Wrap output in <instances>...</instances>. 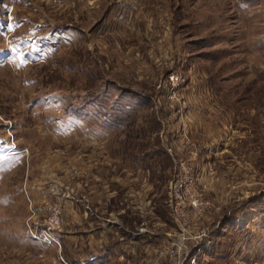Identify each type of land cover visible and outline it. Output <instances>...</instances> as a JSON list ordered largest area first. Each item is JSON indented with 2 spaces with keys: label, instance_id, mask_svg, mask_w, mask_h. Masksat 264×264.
I'll list each match as a JSON object with an SVG mask.
<instances>
[{
  "label": "rangeland",
  "instance_id": "rangeland-1",
  "mask_svg": "<svg viewBox=\"0 0 264 264\" xmlns=\"http://www.w3.org/2000/svg\"><path fill=\"white\" fill-rule=\"evenodd\" d=\"M191 151L220 205L209 264H264V0H0V264H62L27 227L54 202L67 263L91 258L69 235L115 224L93 261L149 264Z\"/></svg>",
  "mask_w": 264,
  "mask_h": 264
},
{
  "label": "built area",
  "instance_id": "built-area-1",
  "mask_svg": "<svg viewBox=\"0 0 264 264\" xmlns=\"http://www.w3.org/2000/svg\"><path fill=\"white\" fill-rule=\"evenodd\" d=\"M166 82L173 90L180 87L185 79L179 72L170 73ZM172 98L178 94L173 91ZM185 146L181 150H184ZM189 147H187L188 149ZM172 151V149H169ZM197 153L191 151V156L184 159L176 169L169 185L168 206L172 215L174 227L165 233L164 240L153 250L147 251L143 260L149 264H209L210 254L207 248L212 245V226L215 215L220 210L210 194L204 180V171L198 169ZM48 215L42 221L27 222L30 237L45 246H56L62 264H69L61 255V232L63 226V208L60 203H51L47 207ZM115 221H113L114 223ZM219 222H217V225ZM214 225V226H215ZM136 235L146 234L148 239L156 233L147 232L141 228Z\"/></svg>",
  "mask_w": 264,
  "mask_h": 264
},
{
  "label": "crops",
  "instance_id": "crops-1",
  "mask_svg": "<svg viewBox=\"0 0 264 264\" xmlns=\"http://www.w3.org/2000/svg\"><path fill=\"white\" fill-rule=\"evenodd\" d=\"M82 164H83V166L81 165L80 167H81V169L83 170V169H85V165H86V163L84 164L83 162H81ZM87 166L88 167H90V164L88 165L87 164ZM93 166V165H92ZM92 172V171H91ZM95 173V172H94ZM97 176L99 175V172L98 171H96V173H95ZM94 174H93V172H92V176H91V178H92V180H94ZM93 190V189H92ZM99 196H101V194H99V195H96V196H93L92 195V199H96V200H98V202H101V200H100V198H99ZM112 196V195H111ZM82 198H83V196H82ZM76 201H78V200H76ZM79 202H81V201H79ZM69 203L70 204H72V202L71 201H69ZM105 204V203H104ZM82 205V204H81ZM106 205V204H105ZM105 209H107L108 207H107V205H106V207H104ZM67 211H68V213L66 212V216L67 217H69V218H71V212H70V209H67ZM84 209H81V214H83L84 212ZM88 211V210H87ZM79 213V212H78ZM85 213H86V210H85ZM74 216V218L72 219L73 220V222H75V223H79V225L80 226H83L82 225V223H80L79 221L78 222H76V220H77V218L79 217V215H76V214H74L73 215ZM81 216V215H80ZM94 218H99L100 220H102V221H104L103 220V218H101L99 215H98V213L96 212V215L95 216H92V219H94ZM67 221H69L68 219H67ZM70 222V221H69ZM108 224V223H107ZM108 225H111L110 223L108 224ZM122 226H123V224H122ZM94 227V226H93ZM91 227V233H90V236H91V241H90V236H89V244H91V248H88V249H85V248H83V247H86L87 246V244H86V242H85V236H84V234L82 233L84 230H81L80 229V233L78 232V230H75L74 232L75 233H77L76 235H74L73 237H72V235H69L68 236V238H70V239H76V244H79L80 246H78V250L80 251V252H82L83 254L84 253H90V255H91V258H90V260H87L86 261V264H90V263H94V264H96V261H93V259H95L100 253V249H101V251H102V249L103 248H105V247H101V245L100 244H94L93 245V242H95V243H97L98 242V238L100 239V240H103V243H104V241L106 240L107 241V243H109V237H113L114 238V235L112 234V233H114L112 230H114L115 228H116V226H115V224H112L111 226H107L106 227V230L104 229V230H102V228L100 227H98V226H96V227ZM118 228H121V227H119V226H117ZM123 228V227H122ZM124 229H126L125 227H124ZM95 230H97V232L95 231ZM123 231V230H122ZM92 232H94V234H95V236H96V239L93 237V233ZM71 234H73V233H71ZM66 235H61V240L63 239V238H66L65 237ZM134 238V237H133ZM143 240H145V239H143ZM63 242H64V240H63ZM40 246V248H41V250L42 251H39V252H41L43 255H48V254H51V251H49V249H51L50 247H47V246H41V245H39ZM94 246H96V247H94ZM63 248V247H62ZM63 249H62V253H63ZM102 252H104V251H102ZM55 253V252H54ZM82 254V255H83ZM107 254H108V256L110 257H114L113 259H114V262L115 261H117V256H119L120 255V251H112V252H107ZM103 255V254H102ZM62 256L64 257V259H65V255H64V253L62 254ZM124 255H121V257H123ZM86 257H88L87 256V254H86ZM108 257V258H109ZM86 258H83L82 257V261L83 260H85ZM119 259V258H118ZM43 264H48V263H43ZM79 264H81V263H79ZM122 264H124L123 262H122Z\"/></svg>",
  "mask_w": 264,
  "mask_h": 264
},
{
  "label": "trees",
  "instance_id": "trees-1",
  "mask_svg": "<svg viewBox=\"0 0 264 264\" xmlns=\"http://www.w3.org/2000/svg\"><path fill=\"white\" fill-rule=\"evenodd\" d=\"M220 230H221V228H220V226L218 227H216L215 228V230L212 232V239H213V242H212V245L211 246H209L208 248H207V251L209 252V254H210V256H211V254H217V250H218V248H219V246L218 245H220V242H219V240H220V238H221V234H223L222 232H220ZM216 246V247H215ZM212 252V253H211Z\"/></svg>",
  "mask_w": 264,
  "mask_h": 264
}]
</instances>
